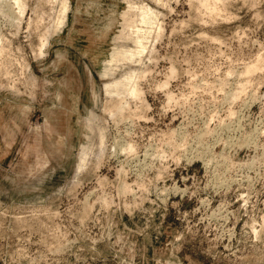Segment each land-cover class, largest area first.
<instances>
[{
  "label": "rangeland",
  "instance_id": "obj_1",
  "mask_svg": "<svg viewBox=\"0 0 264 264\" xmlns=\"http://www.w3.org/2000/svg\"><path fill=\"white\" fill-rule=\"evenodd\" d=\"M201 1L0 0V264H264V0Z\"/></svg>",
  "mask_w": 264,
  "mask_h": 264
},
{
  "label": "bare ground",
  "instance_id": "obj_2",
  "mask_svg": "<svg viewBox=\"0 0 264 264\" xmlns=\"http://www.w3.org/2000/svg\"><path fill=\"white\" fill-rule=\"evenodd\" d=\"M209 1L210 0H204V1H201L200 3H198L200 5V6H198V9L199 10L205 9L207 11H210V9L208 8ZM87 13L91 14L88 11H87ZM212 14H214V13H212ZM110 15H112V14H110ZM90 16H92V15H90ZM139 16H140V21H139L140 25L136 26L137 29L135 31H133V33L135 34V37H136L135 43H136V45H138L140 50H137V51H134V50H132V51H118V50L110 51L108 53L107 57H105L101 60V69L99 72L102 75V77H109L113 72V70H112L113 66L115 64L124 62L126 59H129L135 63L140 62L139 59L142 58V56L146 50V48H144V42L143 41L148 40V38H146V35L150 34L148 32L149 31L148 29L152 28L153 26H155L157 24L159 25L161 13L150 8V7H148V6H143L140 9ZM112 20L113 19H110V21H109L110 24H113ZM103 27H104V25H103ZM144 27H147L148 29L143 30ZM161 30H162V28H161ZM157 38L158 39L160 38L159 34H158ZM259 65H257L258 67L257 66L252 67L251 69H249V71L247 73L251 74L254 71L258 70L260 67H262L261 65L260 66ZM145 73H147L146 70H144V72L142 73V75L140 77H134L132 74H130L129 77L127 79H125L124 81L109 82V84L106 86V93L109 96H118L119 97V96H123V95H130L133 99H140L141 88H140L139 80L144 77ZM121 106H122L121 103H119V102L116 103V107H117V109H119V112L122 111Z\"/></svg>",
  "mask_w": 264,
  "mask_h": 264
}]
</instances>
